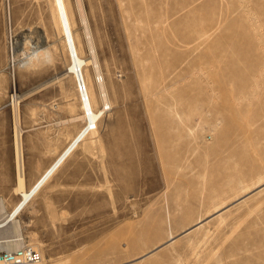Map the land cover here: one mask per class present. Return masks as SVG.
<instances>
[{
  "label": "rangeland",
  "instance_id": "374dc122",
  "mask_svg": "<svg viewBox=\"0 0 264 264\" xmlns=\"http://www.w3.org/2000/svg\"><path fill=\"white\" fill-rule=\"evenodd\" d=\"M51 1L0 0L8 210L15 111L26 189L84 125ZM81 3L110 108L19 215L25 242L42 264H264V0Z\"/></svg>",
  "mask_w": 264,
  "mask_h": 264
},
{
  "label": "bare ground",
  "instance_id": "6f19581e",
  "mask_svg": "<svg viewBox=\"0 0 264 264\" xmlns=\"http://www.w3.org/2000/svg\"><path fill=\"white\" fill-rule=\"evenodd\" d=\"M51 2L53 6L52 8L53 22L58 32H60V34L62 35V39L64 41V45H65V48H66V51L69 57V66L66 69L64 76H71L74 79V76L72 73L74 71L76 73L80 72V74L83 77L85 86H86L88 104H82L80 100L78 101L80 110L82 112V116L79 119L84 125H83V128L79 131V133L76 134L75 137L73 136V140L68 144V146L62 150L63 151L61 152L62 154L59 155V158L57 157V161L54 163V165L53 166L51 165L52 167L48 171L46 170L47 172L45 171L46 173L42 175L40 180L34 186H32L31 189L28 190L25 188V178H24L25 174H24V168H23V153L24 152H23V146H22V137H23L22 135L24 131L19 126L17 112L15 111V114H14L15 128H14V133H13L14 151L13 152L15 153L14 161H15V168H16L15 190H16V195L19 197V201L14 207L8 210L3 199L0 198V222L6 225L5 229L0 232V235L4 239L12 235H16L20 233L21 226L19 225V221L17 220L19 215L31 203V201L39 193V191L45 185V183L48 182L51 176L55 174V171L59 169V167L63 164L65 159H67L69 155H71L74 152V150L77 147H79L78 145L80 143H82V145L84 143L88 144L86 143L87 140L88 141L95 140L98 138V137L95 138L98 135L97 127L99 123L101 122L105 113L110 108V103L107 100V95H106L107 93L104 88L103 80L100 77L101 75L100 68L97 62L94 46L92 44V40L90 37L87 19L85 16V12H84L81 0H72L73 5H74L72 6L74 7V10H75L77 24H75V21L73 19V14L71 11L69 0H52ZM76 25L78 29L81 31L82 39L84 41V44L87 50V57L83 56L80 43L77 40L78 37L75 34ZM69 49H70V52H69ZM70 53L72 55L75 54L76 58L72 60L70 57ZM37 55H38V52H36L34 55L28 58L26 63H24V65L23 63L21 65L23 67L25 65H29ZM14 66H15L14 64L11 65V67H14ZM94 83H95V87L97 90L100 107L97 106V101L94 95V90H93ZM76 118L74 120L78 119ZM93 144H95V141L91 142V147ZM227 208L228 207L222 208V210L221 209L217 210L215 214L218 216L223 211V209L225 210ZM201 224H202L201 221L198 222L194 226V228H198L199 226H201ZM172 240L173 239L171 238L169 242H171ZM34 248L36 249V247ZM152 253L153 252H150L149 254H146L142 256L141 258L134 260L133 262H139V261L142 262V260H144L147 256L151 255Z\"/></svg>",
  "mask_w": 264,
  "mask_h": 264
},
{
  "label": "built area",
  "instance_id": "2783aa9c",
  "mask_svg": "<svg viewBox=\"0 0 264 264\" xmlns=\"http://www.w3.org/2000/svg\"><path fill=\"white\" fill-rule=\"evenodd\" d=\"M10 28L8 20V29ZM10 46L14 43V38L9 35ZM12 44V45H11ZM70 52V49H69ZM73 60L75 54L70 53ZM74 76V84L76 94L82 104H88L86 86L80 72L72 73ZM87 115V114H86ZM5 224L0 222V232L5 229ZM42 255L30 244L26 243L22 233L12 235L8 238H2L0 235V264H41Z\"/></svg>",
  "mask_w": 264,
  "mask_h": 264
},
{
  "label": "crops",
  "instance_id": "0c3cea01",
  "mask_svg": "<svg viewBox=\"0 0 264 264\" xmlns=\"http://www.w3.org/2000/svg\"><path fill=\"white\" fill-rule=\"evenodd\" d=\"M12 145H13V142H12ZM13 151H14V148H13V150L10 148V149L7 151L6 159H7L8 165H9V172H10V174H9V181H11V182H13V183H16V182H15V181H16V179H15V178H16V168H15V161H14V159H15V153H14ZM62 152H63V151H62ZM60 154H62V153L60 152ZM60 154H59V155H60ZM59 155L57 156L58 158H59ZM69 156H70V155H69ZM57 157H55L54 160L48 165V167H47V168H46V169L40 174V176L34 181V183L32 184V186H34V185L40 180V178L42 177V175H44V174H45V173H46V172H47V171H48V170L54 165V163L57 161ZM68 158H69V157H68ZM68 158H67V159H68ZM67 159H65V161H66ZM65 161H64V162H65ZM64 162H63V163H64ZM51 165H52V166H51ZM62 165H63V164H62ZM62 165H61V166H62ZM61 166H60V167H61ZM60 167H59V168H60ZM46 170H47V171H46ZM57 170H58V169H57ZM57 170H56V171H57ZM45 171H46V172H45ZM56 171H55V172H56ZM53 175H54V174H53ZM53 175H52V176H53ZM52 176H51V178H52ZM51 178H50V179H51ZM50 179H49V180H50ZM49 180H48V181H49ZM45 184H46V183H45ZM15 185H16V184H15ZM32 186H31V188H32ZM44 186H45V185H44ZM44 186H43V187H44ZM43 187H42V188H43ZM31 188H30V189H31ZM42 188H41V189H42ZM28 190H29V189H28ZM40 191H41V190H40ZM40 191H39V192H40ZM34 198H35V197H34Z\"/></svg>",
  "mask_w": 264,
  "mask_h": 264
}]
</instances>
